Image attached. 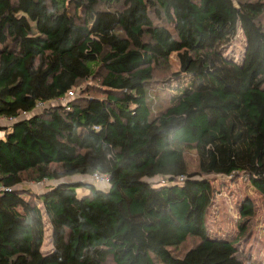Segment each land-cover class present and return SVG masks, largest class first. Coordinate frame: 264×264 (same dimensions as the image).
Wrapping results in <instances>:
<instances>
[{
    "label": "trees",
    "instance_id": "trees-1",
    "mask_svg": "<svg viewBox=\"0 0 264 264\" xmlns=\"http://www.w3.org/2000/svg\"><path fill=\"white\" fill-rule=\"evenodd\" d=\"M0 117V264H260L207 214L210 175L264 200V0H0Z\"/></svg>",
    "mask_w": 264,
    "mask_h": 264
},
{
    "label": "rangeland",
    "instance_id": "rangeland-1",
    "mask_svg": "<svg viewBox=\"0 0 264 264\" xmlns=\"http://www.w3.org/2000/svg\"><path fill=\"white\" fill-rule=\"evenodd\" d=\"M244 43L245 37L242 31H240L237 37L228 45L227 51L233 57H240L241 53L243 52ZM172 64L174 66V70L179 69L177 59L174 55L172 57ZM159 73L162 74L161 70L156 72L157 77H159ZM91 83L93 82L89 81L87 84ZM155 89L156 88H154V90ZM156 93L158 92H155V94ZM157 95H160V99L162 98L161 94ZM187 158L191 171H197L198 160L196 152L194 150H189L187 153ZM210 178L213 180L215 187L214 204L207 214L210 236L221 239L229 238L234 242H237L239 240L238 236L240 235L241 238H245L240 243V246L244 249L245 253H249L252 256V259L258 261L260 264H264L263 198L252 188L248 180L241 175H235L232 177L224 175H210ZM87 181L93 183L90 177H88ZM38 182L39 181H35L33 179H25L23 184L35 192H43L42 188L47 187V183H49V185L56 183H51L48 180L44 183V185H40L41 187H39L36 185ZM84 192V190H79L80 195H82ZM247 197L254 201L256 205V214L248 221L247 225L245 226V231L241 235L242 231L238 227V221H242L243 219L241 220L239 203ZM236 234L238 235L233 238ZM51 248V229L50 224L47 221L45 240L42 250L47 252L50 251Z\"/></svg>",
    "mask_w": 264,
    "mask_h": 264
},
{
    "label": "built area",
    "instance_id": "built-area-1",
    "mask_svg": "<svg viewBox=\"0 0 264 264\" xmlns=\"http://www.w3.org/2000/svg\"><path fill=\"white\" fill-rule=\"evenodd\" d=\"M74 94H75V91L71 90V91L68 92L67 96L64 97V98H61V100L63 102H65L68 97H71ZM45 104H46L45 102H39L37 104V108H41V107L45 106ZM4 119L6 120L5 122H7L10 125L17 119V117H9V118L4 117ZM90 178L93 181V183L97 184V186H99V187H105V186H107L109 184V177L107 175H105V174L95 173L92 176H90ZM46 181H48V180L47 179H43V180L39 181L36 185L40 187V185L41 186L44 185V183Z\"/></svg>",
    "mask_w": 264,
    "mask_h": 264
},
{
    "label": "crops",
    "instance_id": "crops-1",
    "mask_svg": "<svg viewBox=\"0 0 264 264\" xmlns=\"http://www.w3.org/2000/svg\"><path fill=\"white\" fill-rule=\"evenodd\" d=\"M6 120L4 119V117H0V128H3L2 130H0V139L1 138H5V129L7 128V127H9L10 125L7 123V122H5ZM5 123H7V124H5ZM51 182V181H50ZM48 184V183H47ZM48 186H52V185H48ZM47 186V187H48ZM41 187V186H40ZM47 187H43L42 189H43V191L44 190H46L47 189Z\"/></svg>",
    "mask_w": 264,
    "mask_h": 264
},
{
    "label": "water",
    "instance_id": "water-1",
    "mask_svg": "<svg viewBox=\"0 0 264 264\" xmlns=\"http://www.w3.org/2000/svg\"><path fill=\"white\" fill-rule=\"evenodd\" d=\"M52 183V182H51ZM55 184V183H54ZM54 184H50V185H54ZM48 185H49V183H48Z\"/></svg>",
    "mask_w": 264,
    "mask_h": 264
}]
</instances>
